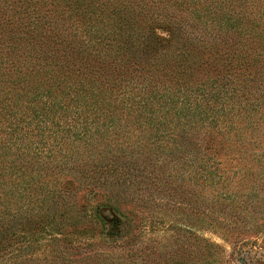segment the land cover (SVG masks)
<instances>
[{
  "label": "trees",
  "instance_id": "obj_1",
  "mask_svg": "<svg viewBox=\"0 0 264 264\" xmlns=\"http://www.w3.org/2000/svg\"><path fill=\"white\" fill-rule=\"evenodd\" d=\"M18 2L6 17L14 19L13 37L28 50L29 66L4 59L0 43V92L6 82L23 91L14 93L21 100L15 112L0 98V132L4 134L0 136V215L8 214L9 204L23 205L17 212L20 238L35 232L49 245L56 240L62 220L72 216L73 208L68 205L69 184L58 179L79 173L92 182L86 168L90 164L97 169L90 170L97 173L92 177L95 181L118 182V193L106 196L118 206L134 199L148 208L156 204V198H145L130 190L132 186L169 188L172 197L165 204H183L175 191L186 185L184 181L191 187L201 183L217 188L216 202L225 204L231 198L227 179L231 151L241 158L236 171L240 178L250 177L264 189V0H204V4L197 0L202 15L192 0ZM175 16L182 22L170 23ZM64 20L84 28L89 74L77 73L64 53L45 43L49 38L64 42ZM156 23L165 24V38L156 35ZM162 50H171L178 69L169 65L171 60L165 59ZM198 56L213 57L217 65L212 66L213 76L204 75ZM107 58L116 66L118 83L116 77L109 85L96 78L102 68L109 67ZM193 75L201 80L185 82V76ZM130 129L137 132L132 140L126 135ZM205 129L208 132L197 145ZM117 134L118 155L102 145ZM199 148L220 160L208 163L212 156L200 157ZM78 150L85 151L83 158ZM100 156L108 160L95 162ZM89 193L105 199L97 189ZM193 196L196 206L197 196ZM251 199L264 211V194L255 193ZM59 205L63 211L58 213ZM90 211L99 218L91 206L83 214ZM220 214L224 219V208Z\"/></svg>",
  "mask_w": 264,
  "mask_h": 264
},
{
  "label": "rangeland",
  "instance_id": "obj_2",
  "mask_svg": "<svg viewBox=\"0 0 264 264\" xmlns=\"http://www.w3.org/2000/svg\"><path fill=\"white\" fill-rule=\"evenodd\" d=\"M17 1L0 0V36H2L0 43L5 50L1 53L4 59L11 58L15 63L27 67L29 65L26 58L28 59L29 52L17 38L13 37L14 19L6 17L11 13L10 8L19 4ZM192 1L197 13L202 15L201 5L195 4L197 0ZM203 2L204 0H200L199 3L204 4ZM261 7L264 8L262 4ZM185 13L187 12L183 11L181 14ZM212 20L214 21V17ZM169 22L181 23L182 18L175 16ZM156 24L158 25L155 26L156 35L158 34L159 38H165V24L163 26ZM63 25L66 28L63 35L64 42H51L49 38L45 40V43L58 49L59 54L64 53L69 66L76 69L77 73L81 71L89 74L88 57L90 56H87V50L83 51L86 39L84 28L82 29L79 23L66 20ZM112 25L110 23L107 28ZM68 33L74 35L69 37ZM10 46H17V48L10 49ZM166 46L164 42L163 49L168 48ZM5 47L9 49L6 50ZM170 51L162 50L167 57L166 60L173 58ZM210 57L213 59L212 56ZM211 58L197 57L205 69L204 75L210 77L213 76L212 66H217L216 63L213 64ZM29 60L31 61L30 58ZM107 60L109 61L106 65L109 67L102 68L96 78L109 85L116 77L115 82L118 83V73L113 70L116 66L109 64L110 58ZM94 64L98 67L102 66L97 62ZM169 65L173 69L179 68L173 60L169 62ZM30 70L31 67L25 71ZM92 72H96L95 67ZM7 73L11 76L15 75L10 71ZM193 74L195 75L194 72ZM193 76H185L184 78L188 79L185 82L195 84L201 80V76ZM4 85L5 90L0 92V98H5L3 104L12 107V111L15 112L21 100H17L14 93L23 94V91L9 82ZM6 91L10 93L6 95L7 97H3ZM12 102L15 103V107ZM23 103L27 105L25 101ZM206 132H208L206 129L202 130L201 135L198 136L197 145ZM136 134L137 132L130 129L126 135L132 140ZM0 136L4 137V134L0 132ZM35 139H38V136H35ZM105 140H108V143L103 142L104 148L114 150L118 155L117 145L121 142L118 140V134ZM212 145L213 149H216L217 140L212 141ZM196 150L202 158H208L207 155L212 156V159L209 157L208 163L212 164L213 158L220 160V157H213L205 150L202 151L200 148ZM84 152L78 150V156L83 158L81 155ZM107 160L103 156H100V159L94 158V161L99 164ZM91 166L92 164L86 168L89 169L87 176L91 177L92 182H89L88 178L84 179L79 173L65 175L58 179L61 184L63 182L69 184L72 194H70L68 205L73 208L69 213L72 216L62 220L56 232V240H53L50 245L49 242L44 243L45 240L39 238L35 232L29 237L20 238L19 224L21 222L17 212L20 213L23 210V205L19 206V202H16L7 206L8 214L0 215V226L3 225L0 228V245H4L0 246V264H264V211L261 205L259 207L254 205V200L251 199L255 193L259 196L263 195L264 189L258 184H253L250 177L241 179L236 173L241 166V158L235 151H231L227 162V179L230 180L231 198L225 204L216 202L217 188L213 190L207 186L202 187L201 183L199 186L191 187L188 181H184L186 185L175 191L179 198L177 199L184 201L183 204L179 205L172 201L165 204L168 198L172 197L173 190L170 191L169 188L159 190L157 187L150 186L141 190L132 186L130 190L143 193L145 198L150 196L156 198V204H150L148 208V204L141 201L142 205L134 199L118 206L106 200V196H109L111 191L118 193V182L111 179L105 183L101 178L95 181L92 177H96L97 173L90 170L97 171V169ZM77 168L78 170L83 168L82 162L78 163ZM91 183L96 187L92 188ZM90 189L99 190L101 195H105V199L96 198L89 193ZM192 195L197 196L196 206H193ZM184 196L185 198L182 199ZM159 198L163 199L159 200ZM90 206L91 210H97L98 219L93 217L91 211L83 214L84 209ZM222 208L225 211L224 219L220 217ZM61 211L63 206L59 205L58 213ZM12 229L13 233H11ZM14 232L17 234L14 235Z\"/></svg>",
  "mask_w": 264,
  "mask_h": 264
}]
</instances>
